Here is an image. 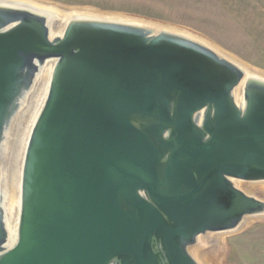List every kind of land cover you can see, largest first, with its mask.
Listing matches in <instances>:
<instances>
[{
	"label": "water",
	"instance_id": "95a60500",
	"mask_svg": "<svg viewBox=\"0 0 264 264\" xmlns=\"http://www.w3.org/2000/svg\"><path fill=\"white\" fill-rule=\"evenodd\" d=\"M261 181L263 76L169 25L0 0V264H201L202 240L264 217L240 186Z\"/></svg>",
	"mask_w": 264,
	"mask_h": 264
},
{
	"label": "rangeland",
	"instance_id": "374dc122",
	"mask_svg": "<svg viewBox=\"0 0 264 264\" xmlns=\"http://www.w3.org/2000/svg\"><path fill=\"white\" fill-rule=\"evenodd\" d=\"M64 6L94 8L100 11L124 13L139 19L176 26L204 36L208 40L223 42L228 39V7L219 0H49ZM216 44V43H215ZM219 46V45H218ZM261 195L264 190L262 181ZM262 188V189H261ZM216 250H211V264H264V217H254L234 232L222 237ZM221 249V250H220ZM213 250V251H212ZM212 254V255H211ZM214 260V261H213Z\"/></svg>",
	"mask_w": 264,
	"mask_h": 264
},
{
	"label": "bare ground",
	"instance_id": "6f19581e",
	"mask_svg": "<svg viewBox=\"0 0 264 264\" xmlns=\"http://www.w3.org/2000/svg\"><path fill=\"white\" fill-rule=\"evenodd\" d=\"M33 3L45 5L46 7L56 8V9H62L64 11H87V12H94V13H102V14H110V15H116V16H129L127 14L122 13H115V12H107V11H100L94 8H88V7H78V6H64L59 3L49 1V0H28ZM136 18V17H135ZM143 19V18H142ZM180 29L182 32L189 34L209 47H211L213 50H215L217 53H220L221 55L229 58L230 60L234 61L235 63L239 64L247 73L257 74L264 77V71L260 69H255V67H251L249 64L243 62V60H239L236 56L233 54L225 51L220 46L212 42L211 40H208L204 36L198 35L194 33V31H189L187 29H183L176 26H171ZM48 77H49V70L44 69L41 75L38 78L37 84L35 86V89L31 96L29 97V101L27 103V106L23 108L19 118L16 121L14 130H13V137L12 142L10 144V153L9 158L7 162L8 169L6 171V193L4 198V205H5V211L7 214V224L10 229V232H12L14 224H15V212L17 209L18 204V187H19V172H20V162H21V155L23 150V145L25 141V137L27 135V132L29 130V127L31 125V122L33 120V117L40 105V102L45 94V90L48 83ZM261 182H248V183H240V186L247 191L248 193L255 194V190H260V187L258 185H261ZM262 186V185H261ZM263 187V186H262ZM262 189V188H261ZM264 189V188H263ZM261 195H258L261 199H264V190H261ZM254 217H249L245 220L244 224L251 220ZM229 232H223L219 234H215L213 236L215 241V247L216 250L218 247L221 246L222 237ZM208 242L206 240H202V245L199 248H196L193 253L196 259L201 264H211V260H209V253H211V250L207 249ZM221 250V249H220ZM213 251V250H212ZM212 255V254H211ZM214 261V260H213Z\"/></svg>",
	"mask_w": 264,
	"mask_h": 264
},
{
	"label": "crops",
	"instance_id": "0c3cea01",
	"mask_svg": "<svg viewBox=\"0 0 264 264\" xmlns=\"http://www.w3.org/2000/svg\"><path fill=\"white\" fill-rule=\"evenodd\" d=\"M228 7V39L213 41L255 69L264 71V0H219Z\"/></svg>",
	"mask_w": 264,
	"mask_h": 264
}]
</instances>
